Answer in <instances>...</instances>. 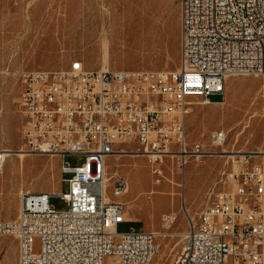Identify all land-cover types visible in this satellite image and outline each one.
Returning a JSON list of instances; mask_svg holds the SVG:
<instances>
[{
    "label": "built area",
    "instance_id": "obj_1",
    "mask_svg": "<svg viewBox=\"0 0 264 264\" xmlns=\"http://www.w3.org/2000/svg\"><path fill=\"white\" fill-rule=\"evenodd\" d=\"M180 66L172 72L89 71L78 60L62 71L23 75L22 138L30 154L59 156L66 193H23L13 222L0 236L17 239L18 264H152L159 253L151 232L118 233L127 219L122 201L130 182L116 155H144L154 163L176 158L185 168L207 154L188 141L192 100L218 105L230 77L264 76V0H179ZM227 133L212 135L225 151ZM136 145V152L119 146ZM11 152L0 150V174ZM66 156L84 159L73 167ZM228 158L196 221L188 216L187 257L173 264H264V151ZM160 174L159 171H155ZM159 183V182H158ZM68 209L59 212L51 199ZM115 199V200H113ZM176 216H163L173 223Z\"/></svg>",
    "mask_w": 264,
    "mask_h": 264
},
{
    "label": "rangeland",
    "instance_id": "obj_2",
    "mask_svg": "<svg viewBox=\"0 0 264 264\" xmlns=\"http://www.w3.org/2000/svg\"><path fill=\"white\" fill-rule=\"evenodd\" d=\"M180 18L179 0H0V150L13 154L0 174V222L16 219L21 194L66 193L64 180L71 177H62L59 156L26 151L20 103L23 75L66 70L76 60L87 70L101 69L104 41H113L114 31L126 48L113 41L107 64L111 70L175 71L180 66ZM263 94L264 76H239L227 79L223 102L227 107H205L200 100H192L188 141L200 142L207 155L189 161L185 168L179 167L176 158H166L162 164L141 154L109 159V176L118 169L130 182V193L122 201L127 208L133 204L128 209L132 220L117 231L158 234L160 249L152 264H173L184 243L188 216L198 219L209 192L228 167L227 156L264 151V121L250 143V134L244 136L251 129L245 124L252 122L251 114L264 100ZM221 131L227 133L229 155L213 144L212 135ZM119 149L136 152V145ZM20 150L28 154L23 161L14 155ZM64 161L76 167L84 159L66 156ZM173 190L174 199L168 196ZM51 204L59 212L68 209L59 197L52 198ZM164 215L176 216V220L165 223ZM18 257L17 239L0 236V264H18Z\"/></svg>",
    "mask_w": 264,
    "mask_h": 264
},
{
    "label": "bare ground",
    "instance_id": "obj_3",
    "mask_svg": "<svg viewBox=\"0 0 264 264\" xmlns=\"http://www.w3.org/2000/svg\"><path fill=\"white\" fill-rule=\"evenodd\" d=\"M111 37L112 40L115 42V40H118L119 37V34L116 35V31L112 32L111 34ZM113 41H111L109 38H106L105 41H104V56H103V67L102 69L105 70L107 68V64L109 63V58H110V55H111V51L113 50ZM118 43L120 44V46L122 48H126V44H124L123 41H119L118 40ZM263 88V86H262ZM263 98H264V94H263ZM247 101V100H246ZM258 109L255 110L251 116H253V120H257L256 123L252 120L251 123H246L245 125H250V130L249 131H246L245 135L244 136H247L250 134V139H249V143L252 141V139L255 137L257 131H258V128L259 126L261 125V122L264 121V100L262 102H259V104L257 105ZM240 111L242 112V109H240ZM247 117V116H246ZM243 123L240 122L239 125H242ZM247 127V126H246ZM252 134V135H251ZM122 152H124L125 150L123 149H120ZM224 150L225 151H228L226 147H224ZM260 152H263V151H260ZM237 154V153H235ZM13 154L10 153L9 154V157H11ZM15 156L18 157V159L20 161H23L27 156L28 154L24 151V150H20L18 151L16 154H14ZM133 158L137 155H131ZM117 157V160H118V157H120V155H116ZM183 174V173H182ZM1 175H3V172L1 173ZM182 184V183H181ZM182 187V186H180ZM172 189V188H171ZM21 194V193H20ZM168 196H171L173 199L177 196L175 190L171 191L170 194H168ZM135 206H138V205H135ZM133 207V204H131L129 206V208H132ZM128 208V209H129ZM133 210V209H132ZM138 211V210H137ZM140 212V211H139ZM188 212V211H187ZM138 213V212H137ZM133 215V214H132ZM158 235V234H157ZM183 235V234H182ZM185 237H184V240H187V233L184 234ZM180 257H187V248H185V241L184 243L182 244L181 246V249H180Z\"/></svg>",
    "mask_w": 264,
    "mask_h": 264
},
{
    "label": "crops",
    "instance_id": "obj_4",
    "mask_svg": "<svg viewBox=\"0 0 264 264\" xmlns=\"http://www.w3.org/2000/svg\"><path fill=\"white\" fill-rule=\"evenodd\" d=\"M102 69V68H101ZM100 69H98V70H89V71H99ZM226 85H227V81H226ZM219 98H221V97H219ZM225 101V96L223 97V98H221V100L220 101H218V104H222L223 106H225V107H227V104H225V103H223ZM248 152V151H247ZM132 220V218H131V214H130V212L128 211V213H127V219H126V222H130ZM125 222V223H126Z\"/></svg>",
    "mask_w": 264,
    "mask_h": 264
}]
</instances>
